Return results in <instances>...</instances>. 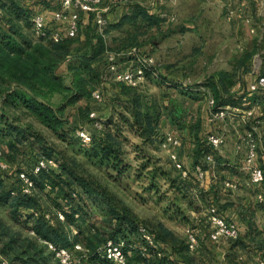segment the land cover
<instances>
[{"label": "trees", "instance_id": "trees-1", "mask_svg": "<svg viewBox=\"0 0 264 264\" xmlns=\"http://www.w3.org/2000/svg\"><path fill=\"white\" fill-rule=\"evenodd\" d=\"M31 1L6 0V3H3L0 0V109L2 113L0 116V146L3 147L2 152L7 153L6 147L3 146L5 137H11V139H15V142L24 139L30 147L31 162L26 164L25 167L18 169V172L24 171L29 175L35 190L40 188V191L43 192L46 189V185H49L57 192L60 188L58 186H67L69 192L65 194L63 192L57 196V201L60 203L59 211L64 215V221L55 219L52 224V221L49 220L50 218H46V213L40 208L35 196L24 195L20 192V182L17 176L13 172L8 174L6 171L0 170V204L10 207L12 218L15 221L19 217H24V225L34 231V236L22 240L17 248H15L14 244L18 243V240L15 236H10L7 239V243L4 244V248H1V253L4 256H8L9 251L14 252L12 260L17 261L19 264H43L48 259V256H46L48 251L44 244L41 245L42 241L69 248L73 253H76L74 252V246L79 244L87 250V256L82 261V264H109L107 260H102L99 257L100 249L109 240H124L127 242L123 251L126 254L131 253L127 264H187V258L185 257L190 252L188 246H186V249L184 248L185 252L183 254L182 250L177 247V239L174 238L175 236L170 231L165 228H160V232L149 231L140 220L132 216L130 211L118 206L112 196H109L98 186H90L86 180L78 178L75 168L72 167L73 162L70 161L69 164L57 152L52 154L50 146L45 139L38 136V133L31 125L18 124L19 120H10V117L7 116L6 110H19L20 113L27 114L58 135L59 139L65 141L67 139L66 134L70 131L74 133L75 138L79 141L76 137L75 126L69 125L67 119L63 120L61 116L65 113V109L68 106H72L80 100L90 101L93 88L101 80L99 66L103 65L105 61L104 55L108 49L102 36L97 32H91L90 24L88 25L84 44L80 49L71 48L73 38H63L56 43L42 40L34 41L30 35L24 32L26 27L31 26L29 20L31 16L33 17L35 11L33 7L37 5L38 9H51L57 12L60 10V1L42 0L35 5ZM133 10L134 12L131 16H125L117 24L108 23L104 35L110 34L111 31H121L124 24L127 28L126 37L114 50L121 51L135 47L141 51L139 38L145 34L146 30L148 32L151 27H156L159 30L161 23L165 21L159 14H150L146 9L136 6L133 7ZM90 22L92 24L91 19ZM51 23L52 21L48 22L47 25ZM143 54L151 55L147 52ZM251 55L247 53L243 57L242 61L238 63L235 72H217L201 85L212 91L216 106L239 105L236 104L235 99L241 98L240 96L243 97L247 89L242 83V88L237 93H232L229 90L237 81L238 68L242 67L243 72L247 70L246 60L250 59ZM67 60L72 61L66 64ZM97 63L99 65L94 67ZM65 65L71 76L69 85L64 84V78L59 73L60 69L64 68L63 66ZM121 86L127 88L126 86ZM127 89L130 90L122 91L128 95L129 92H132V89ZM69 93L71 94L70 96ZM47 95L62 96V104L56 107L51 106V104L47 103ZM135 95L136 93L132 96L131 102L133 109L132 123L145 137L146 141H149L153 134L156 135L158 133L156 128L158 127L159 112L142 111L139 98ZM224 96L228 99H225ZM91 112L90 105H83L82 109H78V117L84 122L90 123L89 114ZM91 129L92 140L90 144L93 143L91 148L93 155L101 165L108 167L113 165L115 170H117V166L122 163L117 136L114 135L115 133L104 131V129L99 132L95 131L92 125ZM64 131H66V134ZM205 142L200 143L195 151L196 165L199 164L203 169H205V163L202 160L200 161V159L202 157L205 159L209 154L212 157L214 155L211 151L212 149L206 146ZM9 144L10 149L15 148L11 146L13 143L10 142ZM40 157H47L48 159L56 157V160L60 161L61 164L59 163V167L56 169H50L48 172L42 171L38 175H34L32 174V167ZM179 175L177 186H183L186 191L190 188L193 192V189L197 186H191L188 181L189 175L185 178L181 174ZM174 182H176V179L172 181L173 184ZM53 183H56L57 186ZM75 185L82 187L81 192L78 191ZM12 192H16V195L13 196ZM92 193L93 196L96 194L97 198H100L108 207L107 213L114 227L109 239L104 238L99 231L94 232L88 228V216L83 211L88 206L87 201L79 204L74 202L77 200L76 198L83 195L90 197ZM195 197L198 203L197 206H192V210L198 211L201 204H208L207 198L202 194H196ZM220 215L227 221L222 214ZM247 225L250 227V223H247ZM72 226L78 229L75 235L71 232ZM140 229L147 231L152 237L156 248L149 247L146 244L139 232ZM4 232L6 231L3 230L0 233V238ZM193 233L198 238L197 232L193 231ZM259 234H261L259 231L251 229L244 236H240L239 230V236L236 240L231 241V246L238 245L243 248L247 242H253L257 246V254L262 251L260 255L264 256V239ZM200 240L198 238V242ZM143 249H145L146 253L143 252ZM142 253H144V256ZM49 255L54 257L50 252ZM262 258L260 257L258 261ZM233 260H235V256H232L229 262L231 264H239L232 262ZM56 263L59 264L58 261Z\"/></svg>", "mask_w": 264, "mask_h": 264}, {"label": "rangeland", "instance_id": "rangeland-1", "mask_svg": "<svg viewBox=\"0 0 264 264\" xmlns=\"http://www.w3.org/2000/svg\"><path fill=\"white\" fill-rule=\"evenodd\" d=\"M1 2L6 3V0H1ZM254 4V0H166L163 4L157 3L155 0H129L127 3L123 4V6H137L143 9H150L157 12L159 15L162 14L165 16L163 19L167 21V23L162 22L164 24L162 29L150 32H146V30L145 34L141 36L139 41L141 44V52H147L155 58L158 66L157 74H160L162 70L168 73L164 69L165 65L173 63L177 65L181 64L180 70L183 71V80L179 82H181L184 87L186 86V90L192 89L193 91H197L199 86L203 85L208 78L217 72H221L224 68H231L233 64L231 61L239 56L242 52L241 49L247 45L246 49L251 50L252 45L257 39L258 51L255 52V56L248 64L250 70H255L259 74L263 73L264 15H262V12H264V1L262 5L258 2L256 7ZM229 5L232 9L228 10ZM114 9L115 6H112L110 13ZM236 10H239L238 15L233 17V13L236 12ZM244 10L245 16H243ZM172 14L175 15L176 19L173 22H169L167 19H169ZM257 14L260 15L258 16ZM229 15L231 18H229ZM31 19L32 16L29 20V24H31ZM226 19L230 20V22ZM191 24H195V28H192L193 25ZM184 26L188 28H185L186 31L181 29ZM140 29L142 28L140 27ZM178 30H180V33ZM24 32L30 35L34 41H38L32 35L31 26L26 27ZM96 32L99 33L98 30H96ZM77 38L78 35L73 38V44L71 45L72 49H80L84 44ZM155 38L162 40L156 42L155 48L148 45L144 47L145 43H151ZM42 41L56 43L53 40ZM107 43L108 49L106 52H118L114 50L116 46L111 44L110 40H108V36ZM177 45L181 47V50H179L180 53L176 51ZM196 49L198 52L193 53V50ZM253 50L255 51V48ZM120 64L121 68L128 65L126 59L121 60ZM66 76L67 75H64V84L68 85L70 78ZM100 82L104 85L109 84L111 89L115 88L117 85H121L112 81L111 76L106 72V65L101 71ZM148 82L149 80L147 78L145 84H142L136 89H131L134 90L136 94L151 101L152 113L159 112V110L160 112L165 111L164 106L168 109L172 108L173 102L185 108L193 109L192 112L197 110L195 104L192 106L187 103V99L185 100L179 96L176 97L173 91H169L168 97L166 89L160 88L156 84L149 85ZM111 89L106 91L108 96L104 93L105 98L107 101L109 100V102H111L112 97L110 93ZM204 90L211 93L210 98H213L211 90L207 87ZM165 94V97L169 98L170 104H166L163 99V95ZM70 95L69 93V96ZM47 98V103L51 104V106H58L62 104L63 101L60 95H47ZM84 102V100H80L76 104L68 106L65 109V113H63L62 116L60 115L61 118L63 120L67 119L69 123L73 122L74 116H76L75 112L78 111V109H82ZM91 106H93V102H91ZM104 109L105 107L101 106L91 110L99 119L101 118L105 121L104 131L115 133L114 135L118 138V147L122 163L117 166V170H115V166L113 165L109 167L101 165L91 150L93 143L89 145L80 143L75 138L74 133L69 131L66 134V131H64L67 136V139L64 141L27 114L23 112L20 113L19 110L13 111L8 109L5 112L7 116L10 117V120H19L17 122L18 124L31 125L38 133V136L45 139L46 143L50 146L52 154L53 152H57L59 156L69 164L70 161L73 162L72 167L75 168L78 178L86 180L90 186H98L109 194V196H112L118 206L130 211L132 216L140 220L149 231L160 232V228H165L170 231L178 241L177 247L181 249L184 254L187 248L186 246H188L186 239L187 230L193 231L197 224V217L195 218V216L198 215L191 212L195 211L192 210V206H197L198 200L190 188L186 191L183 186H177V183H179L177 178L180 176V173L171 166L172 164L168 154L164 151L159 141L164 135L170 134V122L162 116L161 124L160 121L157 120L158 127L156 130L158 133H156V135L153 134L152 138L146 141L145 137L140 132L138 134L136 133V131H139L136 127L133 126L134 128H130V126H128L129 123H127L126 118L128 120L130 118L126 112L123 115L124 108L120 109L124 117L117 116L112 120H108L110 116H105V112L103 113ZM107 109L109 110V108H106V110ZM1 115L0 109V116ZM209 124L210 126H218L217 123ZM80 128H85L89 132L92 131L89 123H80L79 127L78 125L75 126L76 131ZM214 133H216V131ZM171 136H176V134L171 133ZM10 142L13 143L11 146H14V149L9 148ZM3 146L6 147L7 153H3V147L0 146V170L6 171L8 174L13 172V174L17 175L20 173L18 169L25 167L26 164L31 162L30 147L24 139L15 142V139L5 137L3 139ZM54 159L53 160L59 167L60 161H57L56 157ZM175 179L176 182H174V185L172 181ZM53 184L57 186L56 183ZM77 184L79 185V183ZM78 185L75 186H77L78 191L81 192L82 187ZM19 186H21V184H19ZM46 186L49 188H46L43 192L40 191V188H37L35 191H32V195L37 199L42 211L50 216L49 220L52 221L53 224L55 219L59 220L56 216L57 212H61L59 211L60 203L57 201V196L63 192V194L68 193L69 189L67 186H58L60 188L59 191L56 192L52 189L53 187L51 188L49 185ZM88 197L83 195L82 197L76 198L77 200L74 202L79 204L87 201L88 206L84 208L83 211L84 214L88 216V228L94 232L99 231L104 238L109 239L110 233L113 232L114 227L107 213L108 207L100 198H97L98 196H96V194L93 196L92 193L90 197ZM209 207L206 208L207 211ZM204 208H200V211L205 213L204 216H202L201 222H204L206 225L205 215L207 211H205ZM71 228L75 227L72 226ZM3 230L6 232H4L0 238V256L8 264H19L17 261L12 260V258H14V252L12 253L9 251V255L4 256L1 253V248H4V244L7 243V239L10 236H15L18 240V243L14 244L15 248H17L22 240L25 238H32V236L29 235L30 229L24 225V217H19V219L15 221L12 218V210L10 207L0 204V233H2ZM204 230L209 239L208 225H206ZM208 239L202 245H200L201 243L199 244V252L196 251L198 254L196 252V254H192L193 252H188V250H186V252H188V256L185 257L187 258V264H224L225 261L223 262L221 259V252L225 251V244H230L231 241L221 242L219 244L212 242L214 244L213 246ZM126 242L127 241L124 240H109L106 243L121 245V250L126 257L125 264H127V261L131 257V253L126 254L125 251H123L126 247ZM42 244L41 242V245ZM105 246L100 249L99 257L102 258V260H107L109 264H115L102 254V249H104ZM126 252L128 253V251ZM142 255L144 256V253H142ZM46 256H48V259L43 264H57L55 258L49 255V252L46 253Z\"/></svg>", "mask_w": 264, "mask_h": 264}, {"label": "crops", "instance_id": "crops-1", "mask_svg": "<svg viewBox=\"0 0 264 264\" xmlns=\"http://www.w3.org/2000/svg\"><path fill=\"white\" fill-rule=\"evenodd\" d=\"M42 0H32L31 3L39 4ZM48 1V0H47ZM60 0H57V2ZM109 0H105V3ZM251 1V0H249ZM255 1V7L258 5L257 3L262 5V2L260 0H254ZM55 3V2H53ZM241 3V2H240ZM35 9L33 16L35 14H42L44 18L46 19V23L52 21L53 14L55 13L54 10L51 9H38V6L35 5L33 7ZM232 9L231 6H228V10ZM150 14L157 15V12H154L153 10L146 9ZM238 11L233 13V17L235 15H238ZM134 10L133 7H126L123 6V4H117L115 6V9L108 14V21L110 24H117L125 16H131L133 14ZM241 13V12H240ZM227 15V13L225 12ZM261 14V13H260ZM260 14H257L258 16ZM262 15H264V12H262ZM245 16V10L244 14ZM91 16L89 14H82L81 15V27L79 29L78 39L81 42H84L85 37L87 35L88 31V25L90 24V30L91 32H96L95 27L90 22ZM229 18L231 16L229 15ZM228 20V19H226ZM230 22V20H228ZM167 23V21H164ZM52 24V23H51ZM49 24L50 27L56 28L57 30L62 29L63 25H54ZM164 24L161 23V26L159 29H162V26ZM192 28H195V24ZM188 29L187 27H183L181 29L185 30ZM126 25L124 24L121 31H111L110 34H105L102 36L104 39L105 45L107 46V36L108 40H110L112 45L118 46L124 37H126ZM158 30L156 27H151L149 29L150 31H156ZM180 33V30H178ZM186 31V30H185ZM178 33V32H177ZM178 33V34H179ZM141 38V37H140ZM139 38V40H140ZM159 40V41H157ZM162 41L161 39L155 38L151 41V43H145L144 47L146 45L151 46L152 48L156 47V42ZM258 39L254 42L252 45L251 50L246 49L247 45L241 49V53L237 58L231 61L232 66L231 68H224L221 70V72H235L236 68L238 66V63L242 61L243 57L250 53L252 54L250 59L246 60V68L247 70L243 72V68L240 67L237 70V82L243 83L245 89V95H247V101L243 102L242 97L235 99L236 104H239V107H242L243 109H251L253 110V117L250 120H243L241 116H237L235 118H230L225 121L218 122V126L215 127L210 126L208 122V111H209V105L208 100L211 97V93L207 92V90H204L206 87L199 86V89L197 91H193L192 89L186 90L183 84L179 81L183 80V71H181V64H168L165 65L164 69L166 70L165 73L163 70L158 73L156 76L149 75L148 76V84H156L160 88L166 89L167 96L169 97V91H173L175 93L176 97L187 99V103L189 105L194 106L196 105V111L192 112L193 109L185 108L181 106L178 103L172 104V108H167L164 106L165 111L159 110V121L161 124V117H165L167 121L170 122V128L171 131L169 132L176 134V137L179 139L180 145L177 149H175L176 153L178 154V160L180 164L183 166L185 170L188 172V181L191 183V186H197L195 189H193L194 194H202L205 198H207V205H200V208H204L205 211L207 207L209 206H215L220 214H222L228 222L235 224L238 229L240 230V236H244L248 232H250L251 229H255L256 231H259V236L264 239V182L261 185L252 186L249 184L248 174L243 170L244 165V150L238 151L235 148V144L238 141V138L245 135L246 133L253 132L255 138L257 139V142L259 144L260 154L258 157V163L261 164L264 168V90H259L255 93H248V86L251 84L257 82V80L260 77H264V68L262 70V74L257 73L255 70L249 69V62L252 60V58L255 56V52L258 51ZM177 53H180L179 50H181V47L179 45L176 46ZM255 48V51L253 50ZM143 50V49H142ZM145 52V51H144ZM198 52V50H193V53ZM72 60H67L66 64L69 63ZM104 61V60H103ZM99 65V63L95 64ZM105 61L103 62L102 66L100 67V73L102 69L105 67ZM64 68H61L59 73L63 76L67 75V78H70L71 83V76L69 75L66 65L63 66ZM102 67V68H101ZM101 81V80H100ZM235 83V85H236ZM235 85L231 87L229 90L232 93H237L238 90H236ZM111 87L109 84L104 85L102 82H99L98 85L93 88L92 92L95 90H99L102 96L101 102H96L91 95L90 101L84 102V106H88V103L90 105V109H95L96 107H105L103 113L106 114L105 116H110L108 120L115 119L117 116L124 117L123 115L125 112L129 115V120L127 119V123H129L128 126L130 128H134V124L132 123V96L135 94V91L131 90L132 92H129L128 95L124 94L122 90L129 91L130 89L124 88L121 85H117L115 88L111 89L110 93L112 95L111 102L105 98L104 93L106 96H108V93L106 91L110 90ZM202 89V91H201ZM91 92V94H92ZM134 92V93H133ZM205 93V94H204ZM240 95V94H239ZM135 96H138L139 102L141 104V110L142 111H152L151 107V101L143 98L141 95L136 94ZM164 97L166 96L163 95ZM162 96V97H163ZM163 99L165 100L166 104H168L169 98L165 97ZM225 99H228L224 96ZM223 98V99H224ZM91 102H93V106H91ZM191 103V104H190ZM202 103V104H201ZM170 104V103H169ZM202 105V106H201ZM168 106V105H167ZM231 106V105H227ZM56 107V106H54ZM106 108H109V110ZM124 108L123 115L120 109ZM200 110V111H199ZM92 111V110H91ZM102 113V114H103ZM76 116H74V121L70 122L69 125L71 126H77L79 127L80 123H86L83 120H81L78 117V111L75 112ZM240 119V120H239ZM116 125V123L114 122ZM89 126L91 127V124L89 123ZM134 126V127H133ZM137 128V127H136ZM135 130V129H133ZM216 131V133H214ZM222 131V133H221ZM140 131H136L138 134ZM211 134L214 135H223L225 137V145L220 149L219 152H215L213 150V164L206 163L204 157L200 159V161H204L205 163V177L204 179L199 180L196 176L194 167L196 165V158H195V151L197 149V146H199L200 143L205 142V145H207V137ZM210 155V154H209ZM212 156V155H211ZM172 166V165H171ZM173 167V166H172ZM174 169V167H173ZM231 185L232 187H230ZM262 196V201H259L258 196ZM255 212V215H254ZM191 213H194L198 216H195L197 220L196 227L193 231L197 232L199 242H205L208 238L205 233V225L204 222L202 223L201 219L202 216H204L205 213L201 212L200 209L198 211H192ZM247 223H250V227L247 225ZM262 224V225H261ZM262 226V228H261ZM71 232L73 235L77 234L78 229L77 228H71ZM210 240V239H208ZM201 243L200 245H202ZM212 243V242H211ZM210 243V244H211ZM211 245L214 246L212 243ZM199 247V246H198ZM225 251L222 253V261L224 264H231L229 262L230 258L232 256H235V260L232 262H236L239 264H252L256 263L260 257H264L263 255H260L262 253L259 252L257 254V246L255 243H246L243 248L240 246H231L230 244H225L224 247ZM198 249V248H197ZM196 249V251H198ZM194 251L192 254H198V252ZM196 252V253H195ZM203 252V251H202ZM88 264V263H85Z\"/></svg>", "mask_w": 264, "mask_h": 264}, {"label": "built area", "instance_id": "built-area-1", "mask_svg": "<svg viewBox=\"0 0 264 264\" xmlns=\"http://www.w3.org/2000/svg\"><path fill=\"white\" fill-rule=\"evenodd\" d=\"M129 0H109L105 3V0H60V10L55 12L52 17V25H63L62 29L52 28L46 23V19L42 14H36L31 19V30L32 35L37 40H53L58 42L63 38H75L81 27L80 19L82 14H89L92 22L98 30L101 36H104V32L108 26V14L112 6L117 4H125ZM157 3L163 4L166 0H155ZM164 18V15H160ZM176 19L175 15H171L169 22H173ZM126 59L128 65L121 68V60ZM106 72L112 78V81L124 85L129 88L136 89L137 87L145 84L148 78V74L152 76L157 75V64L155 58L152 55L143 54L137 48L133 47L118 52H106ZM236 90L242 88V83L237 82L235 85ZM259 90H264V77H260L257 82L248 86V93H255ZM92 98L96 102L102 101V96L99 90L92 92ZM242 101H247V95L242 98ZM209 111H208V122L216 124L220 121L232 119L237 116H241L243 120H250L253 117V110L243 109L239 106H216L215 100L209 98L208 100ZM90 123L95 131H102L105 126V121L99 119L94 112L89 114ZM240 120V119H239ZM76 137L84 145H89L92 140L91 132L85 128H80L76 131ZM162 148L168 154L169 160L183 178L188 176L187 170L183 168L178 160V154L175 149L180 145L179 139L171 134H166L159 139ZM225 137L222 135L211 134L207 137V145L215 152H219L220 149L225 145ZM235 148L238 151L244 150V165L243 170L248 174L249 184L252 186L261 185L264 182V168L258 163V157L260 154L259 144L255 138L253 132L246 133L245 135L238 138ZM1 156V151H0ZM206 163L213 164L214 160L211 155L205 157ZM58 164L53 159L40 157L32 167V174L38 175L40 172H48L50 169H56ZM196 176L199 180L204 179V169L199 165L194 167ZM16 173L20 192L24 195H32V191L35 190L34 184L30 179L29 175L24 171ZM232 187L231 185H229ZM46 188H49L46 186ZM13 196L16 192L11 193ZM259 201H262V196H258ZM56 216L59 220H64V215L61 212H57ZM49 219V216L46 215ZM206 223L208 225V237L211 242L219 244L221 242H227L236 240L239 236V230L233 223L227 222L218 212L215 206H210L206 215ZM144 241L149 247L156 248L153 243L152 237L147 233L145 229L139 230ZM29 235L34 236V231L29 230ZM188 250L194 252L198 246V238L191 230H187L186 233ZM46 246L47 251L54 255L56 261L59 264H82V261L87 256V251L79 244L74 246L73 253L69 248L63 246H56L50 242L42 241ZM101 251V250H100ZM143 252L146 253L145 249ZM102 254L115 264H125L126 257L121 250V245L115 243L106 244L105 248L102 249ZM0 264H8L0 256ZM254 264H264V257Z\"/></svg>", "mask_w": 264, "mask_h": 264}]
</instances>
